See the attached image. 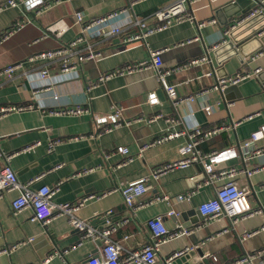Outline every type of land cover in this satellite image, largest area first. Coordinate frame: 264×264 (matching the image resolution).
I'll use <instances>...</instances> for the list:
<instances>
[{"label": "crops", "instance_id": "crops-1", "mask_svg": "<svg viewBox=\"0 0 264 264\" xmlns=\"http://www.w3.org/2000/svg\"><path fill=\"white\" fill-rule=\"evenodd\" d=\"M7 1L0 0V33L19 20L26 19L30 23L0 44V69L24 62V68L12 80H0V107L32 104L40 109L13 112L0 119V164L5 155L13 156L10 165L21 183L35 181L33 189L58 186L53 201L81 203L78 216L97 228L105 226L107 216L117 222L128 220L114 238L129 250L141 249L149 243L147 222L160 216L169 229L180 225L192 230L188 236L163 244L158 253L160 259L180 250L200 249L202 256L196 254L181 264H232L247 253L264 252V231L257 232L264 227V209H260L264 207V151L255 154L257 149H264V138L249 148L243 147L250 135L264 126V49L252 55L259 45L253 42L228 60L230 52L214 55L215 47L226 43L224 37L229 31L226 23L230 21L231 11L225 7L232 0L188 3L187 12L195 17L194 21L175 24L150 35L146 41L103 42L101 58L83 61L78 78L62 79L61 61H57L50 67L47 82L51 90L47 91L35 88L45 83L39 74L44 64L28 59L72 42L80 31L75 25V13L81 12L85 20H89L127 9L132 17L146 19L153 25L154 13L176 0H60L58 4L56 0H45L48 8L41 14L25 12L21 7H5ZM258 2L264 5V0ZM211 19H216L218 24L199 29L198 23ZM60 20L69 29L60 37L51 34L43 39L47 28ZM260 22H264V17ZM195 37L198 40L192 44L176 47ZM149 50L163 51L162 72L193 59L207 58L199 66L165 77L168 84L175 86L176 104L171 102L152 68L97 84L104 72L126 63L149 60ZM256 69H261L258 76L232 85L235 87L229 94L231 105L225 109L220 91L214 88L217 81ZM89 85L94 86L89 90ZM151 95L157 99L154 103H149ZM115 106L122 108L123 118L130 125L122 123L108 131L103 126L97 127L95 119L111 114ZM62 107H83L87 113L56 116L44 112ZM205 107L211 110L205 111ZM157 116L162 118L148 122ZM221 125L227 129L205 142L201 146L202 153L236 150L237 157L218 164L217 170L237 169V174L228 180L247 187L250 204L261 212L234 224L228 218L203 224L198 207L215 197L221 182L204 185L200 163L173 169L158 179L151 178L150 174L152 169L181 158L179 148L188 142L186 134L191 128L209 129ZM168 129L184 134L148 147ZM76 137L79 139L74 140ZM54 143L57 144L50 150ZM119 147H127L132 158L125 166L121 163L128 155L118 153ZM146 177H149V190L143 201H152L159 195H184L188 199L171 204L149 203L133 214L125 205L120 188ZM19 194L16 190L5 192L0 199V264H44L46 260H49L46 264H89L88 259L98 255L102 242H81V233L65 217H55L42 225L32 221L31 208L14 214L11 202ZM171 209L180 215L168 217ZM45 233L56 242L60 252L49 251L53 244L47 236L34 242ZM125 235L131 238L124 241ZM14 245L18 247L10 249ZM261 261H264V253L256 259V264Z\"/></svg>", "mask_w": 264, "mask_h": 264}, {"label": "built area", "instance_id": "built-area-1", "mask_svg": "<svg viewBox=\"0 0 264 264\" xmlns=\"http://www.w3.org/2000/svg\"><path fill=\"white\" fill-rule=\"evenodd\" d=\"M194 1L196 0L174 1L168 7L154 13L152 18L154 19L155 24L153 25H151L146 19L132 17L127 13V9L113 11L107 15L89 20H85L81 12L75 13V25L80 31L78 36L72 42L55 50H48L34 54L28 59L29 62H40L44 64L39 74L40 78L44 80L45 83L36 85L35 88L41 91L51 90L49 86L50 82L47 81L50 79V67L57 61H61V78L68 80L75 79L79 77V67L83 61L87 59L101 58L102 51L100 50V46L103 42H111L115 39L121 41L123 44H131L142 40L146 41L147 37L150 35L164 31L175 24H181L185 21H194L195 17L187 12V4ZM59 2L60 0H56V4ZM5 7H21L25 12H35L37 14H41L44 9L48 8L45 0H8ZM260 13L264 14V5L258 4L257 8L238 24H241L247 19ZM29 23L30 21L26 19L19 20L6 30L2 31L0 33V44L7 42L17 33L22 31ZM216 24H218V21L216 19H211L198 23V27L199 29H202L207 25ZM234 27L235 26L232 28ZM68 29L69 26L63 20H60L47 28V33L43 39L49 37L51 34H57L58 37H60V35ZM135 29L137 31L133 32ZM197 40L198 37H195L178 44L176 47H184ZM38 41L39 40L36 42ZM162 53L163 51L159 50H149V60L126 63L108 72H104L99 76L97 84L112 80L116 77L140 72L146 68H152L157 73L169 99L176 104L177 102L174 101L176 96L175 86L168 84L165 77L172 73L175 74L180 70H189L192 67L199 66L203 62H206L207 58L193 59L184 65L162 72ZM23 68L24 62H17L1 68L0 80H12ZM260 72L261 69H256L254 72L245 71L234 77L221 79L217 82L214 88L215 90L222 91L229 86L237 85L245 78L258 76ZM93 86L94 85H89L88 89L90 90ZM155 101H157L155 95H151L149 103H154ZM190 101H193V98H190ZM34 108L40 109V107L32 104L17 107H0V119L13 112H22ZM204 109L205 111H210L211 107H205ZM44 112L56 116H79L87 113V109L83 107H62L58 109L44 110ZM122 113V108L115 106L111 114L97 117V119H95V124L97 127L103 126L106 131L110 130V127H117L122 123L130 125V122L123 118ZM159 118H162V116L154 117L148 122L153 123ZM167 121L171 123L175 122L174 119H168ZM108 125L110 126L107 127ZM226 129L227 127L223 125L209 129H203L200 127L191 128L186 134L188 142L179 148V155L181 158L177 161L165 163L152 169L150 174L151 178L158 179L161 175L173 169L186 168L194 163H200L203 167V175H205L204 185H214L216 182H221V185L216 190L215 197L202 203L198 207V211L203 219V224L218 221L222 218H228L231 223L234 224L241 219H246L247 217L254 216L261 212V210L253 208L250 204L248 199L250 191L247 187H240L234 181L228 180V178L237 174V169L217 170L218 164L237 157L236 150L226 149L220 152L202 153L201 146L205 142L214 139ZM183 134V132L171 131L168 129L163 135L153 140L148 147L164 144L165 142L174 140ZM263 138L264 126L258 131L252 133L243 143V147L249 148ZM78 139L79 138L76 137L74 140ZM57 143L51 145L50 150H52ZM262 151H264V149H257L255 154H259ZM117 152L123 155H128V158L121 163L122 166H125L132 161V158L129 157V150L127 147H119ZM12 158L13 156L11 155H5L0 164V199H2L5 192L19 191V196L11 202V209L14 214L19 213L25 208H31L33 211L32 221L39 222L42 225H47L55 217H65L71 223L73 228L81 233V242L85 240H91L93 242L101 241L102 246L99 248L98 255L92 257L89 264H172L176 258L190 251L189 249H184L177 251L166 258H159L158 253L163 244L188 236L192 232V230L185 229L180 225L176 226L174 229H169L165 224L164 218L160 216L150 219L147 222V227L150 233L149 243L144 245L141 249L129 250L124 243H121V241H117L114 238V235L122 227L126 226L128 220L117 222L114 221L112 216H107L103 228L93 226L89 221H85L78 216V212L82 206L81 203L57 204L53 201V197L59 189L58 186H42L38 189H33L32 184L35 181H30L25 184L21 183L18 179L17 173L10 165ZM246 173L251 174L249 171H246ZM148 180L149 177H146L139 181L124 184L120 188V194L123 201L133 214L149 203L167 202L171 204L173 201L182 202L188 199V197L184 195L176 197L159 195L152 201H143V197L149 190L147 185ZM260 209H264V207ZM179 215L180 214L175 209H171L167 213L168 217H177ZM262 231H264V227L257 232ZM130 238L131 235H125L123 240L128 241ZM17 247V245H14L10 249H16ZM263 253L264 252H259L258 254L247 253L241 259L232 264H256V259ZM48 262L49 260H46L44 264ZM260 264H264V261H261Z\"/></svg>", "mask_w": 264, "mask_h": 264}, {"label": "water", "instance_id": "water-1", "mask_svg": "<svg viewBox=\"0 0 264 264\" xmlns=\"http://www.w3.org/2000/svg\"><path fill=\"white\" fill-rule=\"evenodd\" d=\"M258 4H260L258 0H232L230 3L227 4L225 10L229 9L231 11V15H229L228 18L230 21L226 23V26H229V31L224 37L226 43L221 44L222 46L215 47V56L221 54L222 52H230L227 57L228 60L235 55L238 56V50H243V48L253 42H258L259 45L255 49L254 53H252V55L264 49V36L262 37V34L264 32V22H260V19L264 17L263 13L257 14L254 17L242 22L241 24H238L240 21H242V19L247 17L254 9H256ZM233 26L235 27L232 28ZM243 60L244 59H242V61ZM232 87L233 86H230L220 91V96L222 98V106L225 109H228L229 104H231L229 103V94L235 86L233 88ZM202 176L203 178H205V175ZM46 236L51 240L53 244L49 251L51 252L53 250H57L60 252V250H58V245L56 244V242H54L52 238H50V235L48 233H45L44 236L36 239L34 242H39L45 239ZM196 254H199L201 256L203 255L200 249H192L187 253L183 254L182 256L176 258L172 264H181L184 262L186 263L187 260L195 257ZM91 259L92 257L89 258L88 261H90Z\"/></svg>", "mask_w": 264, "mask_h": 264}]
</instances>
